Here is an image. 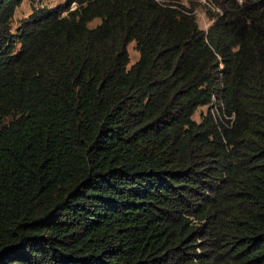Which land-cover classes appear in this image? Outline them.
Instances as JSON below:
<instances>
[{"label":"trees","instance_id":"1","mask_svg":"<svg viewBox=\"0 0 264 264\" xmlns=\"http://www.w3.org/2000/svg\"><path fill=\"white\" fill-rule=\"evenodd\" d=\"M23 1L0 0V264H264V0H206V31L182 0H65L11 34Z\"/></svg>","mask_w":264,"mask_h":264},{"label":"rangeland","instance_id":"2","mask_svg":"<svg viewBox=\"0 0 264 264\" xmlns=\"http://www.w3.org/2000/svg\"><path fill=\"white\" fill-rule=\"evenodd\" d=\"M64 2L65 0H24L13 13L10 23V33L14 34L17 27H19L34 10L54 9L55 7L61 8L64 6ZM181 4H183L185 7L193 8L196 25L202 31H206V29L211 24V21L208 19V15L217 12L213 3L207 2L206 0H182ZM71 8H73V6H71ZM64 14L65 13H62L61 15ZM98 23L99 21L97 19L93 20L88 23V27H93ZM126 52L129 65H131L137 60L138 57L136 51L133 48V43H130L126 46ZM205 110V107L198 108L192 116V119L197 122L199 113L203 114L205 113Z\"/></svg>","mask_w":264,"mask_h":264}]
</instances>
